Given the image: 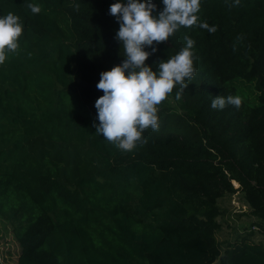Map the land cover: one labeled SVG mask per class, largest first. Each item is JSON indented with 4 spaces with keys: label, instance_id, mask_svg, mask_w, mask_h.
Returning a JSON list of instances; mask_svg holds the SVG:
<instances>
[{
    "label": "trees",
    "instance_id": "1",
    "mask_svg": "<svg viewBox=\"0 0 264 264\" xmlns=\"http://www.w3.org/2000/svg\"><path fill=\"white\" fill-rule=\"evenodd\" d=\"M113 2L0 0L24 26L0 64V218L16 264H264L247 238L221 252L214 219L241 191L264 232V0H201L198 19L215 31L182 27L155 45L154 69L187 34L196 72L130 151L93 126L100 73L124 59ZM230 94L239 107H211Z\"/></svg>",
    "mask_w": 264,
    "mask_h": 264
},
{
    "label": "clouds",
    "instance_id": "2",
    "mask_svg": "<svg viewBox=\"0 0 264 264\" xmlns=\"http://www.w3.org/2000/svg\"><path fill=\"white\" fill-rule=\"evenodd\" d=\"M161 2L164 7L159 12L155 11L157 4L153 0H115L108 9L119 24L115 38L123 46L124 59L100 73L96 87L103 90V95L95 101L99 123L94 122L93 126L96 134H103L105 140L124 151L134 149L142 141L146 128L159 127L157 106L172 92L174 85L181 86L176 93L179 100L187 86L185 81L196 72L195 41L187 34L185 45L175 55L154 62L157 65L154 69L153 64L145 61L157 51L155 45L168 40L182 27L198 25L209 32L216 30L214 25L199 21L201 0ZM28 7L33 13L41 11L39 3L29 2ZM23 27L15 13L0 14V64L18 49ZM229 104L239 107L241 97L217 95L211 101L212 108L223 109Z\"/></svg>",
    "mask_w": 264,
    "mask_h": 264
},
{
    "label": "rangeland",
    "instance_id": "3",
    "mask_svg": "<svg viewBox=\"0 0 264 264\" xmlns=\"http://www.w3.org/2000/svg\"><path fill=\"white\" fill-rule=\"evenodd\" d=\"M170 105L175 106L174 103ZM234 186L238 187L235 184ZM216 207L218 214L214 219L219 222V228L215 238L221 252L228 245L236 241L240 242L244 238L264 245V232H261L256 225L259 219L253 216L241 191L223 196L217 201ZM19 251L11 226L0 218V263L16 264Z\"/></svg>",
    "mask_w": 264,
    "mask_h": 264
},
{
    "label": "bare ground",
    "instance_id": "4",
    "mask_svg": "<svg viewBox=\"0 0 264 264\" xmlns=\"http://www.w3.org/2000/svg\"><path fill=\"white\" fill-rule=\"evenodd\" d=\"M236 186H237V184L236 183H234Z\"/></svg>",
    "mask_w": 264,
    "mask_h": 264
}]
</instances>
